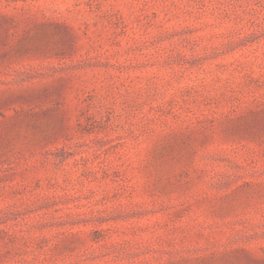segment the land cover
<instances>
[{
  "label": "rangeland",
  "instance_id": "1",
  "mask_svg": "<svg viewBox=\"0 0 264 264\" xmlns=\"http://www.w3.org/2000/svg\"><path fill=\"white\" fill-rule=\"evenodd\" d=\"M0 264H264V0H0Z\"/></svg>",
  "mask_w": 264,
  "mask_h": 264
}]
</instances>
